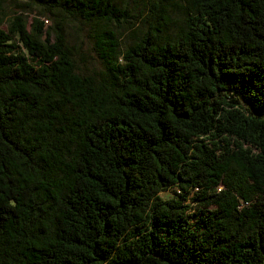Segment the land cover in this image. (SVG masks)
I'll return each mask as SVG.
<instances>
[{
  "label": "trees",
  "instance_id": "1",
  "mask_svg": "<svg viewBox=\"0 0 264 264\" xmlns=\"http://www.w3.org/2000/svg\"><path fill=\"white\" fill-rule=\"evenodd\" d=\"M25 1L0 8V264H264V0Z\"/></svg>",
  "mask_w": 264,
  "mask_h": 264
},
{
  "label": "rangeland",
  "instance_id": "2",
  "mask_svg": "<svg viewBox=\"0 0 264 264\" xmlns=\"http://www.w3.org/2000/svg\"><path fill=\"white\" fill-rule=\"evenodd\" d=\"M121 5H127L128 9L135 11V14L140 11L143 15H147V11L150 10V6L147 0H118ZM179 0H175L174 4H178ZM19 6L22 8L19 9ZM0 8L6 12L9 11H24L28 8L27 2L25 0H4L0 1ZM28 14L29 16H37L38 11L32 9ZM28 11V10H27ZM27 13V12H25ZM170 15L175 19V25L171 28L172 31L181 23L183 18V11L178 7L174 6L170 8ZM46 26H51V20L45 21ZM1 28L5 29V23L0 25ZM91 32V27L85 25L80 21H69L65 27V33L67 37L68 45L72 51L73 59L76 64V72L94 79L100 78V76L105 72V68L100 60L96 57L92 49V43L89 38ZM132 43V38L125 35L121 41L122 47H126ZM171 192L163 193V197H168Z\"/></svg>",
  "mask_w": 264,
  "mask_h": 264
}]
</instances>
